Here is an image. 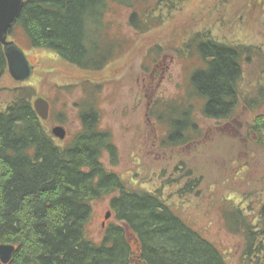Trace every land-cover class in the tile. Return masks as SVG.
<instances>
[{"label":"trees","instance_id":"16d2710c","mask_svg":"<svg viewBox=\"0 0 264 264\" xmlns=\"http://www.w3.org/2000/svg\"><path fill=\"white\" fill-rule=\"evenodd\" d=\"M150 1L25 0L18 26L32 48L48 49L74 68L97 71L115 58L120 47V41L109 34L111 3L131 9L130 22L143 35L153 22L138 27L137 16L153 17L150 8H144ZM156 1L157 10L163 6L169 11L183 2ZM200 40L198 54L207 68L195 71L190 85L195 87L194 95L204 100L205 118L228 122L235 120L240 108L264 106L263 84L257 85L254 96L243 94L241 87L242 63L251 62L249 48L230 47L209 34ZM7 72L0 43V77ZM97 88L89 91L92 104L83 105L80 132L67 143L56 139L36 114L31 100L37 93L32 87L18 86L0 107V242L16 246L9 264H227L220 249L189 227L167 200L126 187L118 174L104 166L106 152L113 163L118 154L111 133L99 128L100 114L93 105ZM187 102L183 99L180 105ZM164 108L160 115L171 126L167 136L171 145L181 146L199 136L201 131L186 107ZM248 126L249 138L252 133L263 135L264 116ZM196 179L189 177L188 190L181 194H191L198 186ZM108 195L117 223L109 224L95 242L85 232L91 204ZM223 215L227 226H236L245 236L241 264H263L264 240L258 227L250 224V215L239 206L229 207Z\"/></svg>","mask_w":264,"mask_h":264},{"label":"rangeland","instance_id":"374dc122","mask_svg":"<svg viewBox=\"0 0 264 264\" xmlns=\"http://www.w3.org/2000/svg\"><path fill=\"white\" fill-rule=\"evenodd\" d=\"M263 1L183 0L169 11L163 6L157 10V1L151 0L144 8L153 14L146 19L153 22V29L143 35L130 22L133 11L111 3L109 34L120 41V47L115 58L91 72L66 64L48 49L32 48L24 30L15 26L9 41L25 51L35 77L22 86L8 72L0 77V107H5L18 86L32 87L37 93L32 103L38 96L50 102V118L42 120L47 130L63 126L68 137L60 142L67 143L80 132L83 105L92 104L89 91L98 87L93 105L100 114L99 128L111 133L118 154L113 163L106 152L104 166L118 174L126 187L159 194L189 227L220 249L227 264H241L245 236L236 226L226 225L223 212L243 208L264 240V133L247 136L248 124L264 116V106L240 108L235 120L228 122L205 118L204 100L194 95L190 84L193 73L207 66L188 43L209 34L230 47L249 48L251 62L242 63L240 82L243 94L254 96L257 85H264ZM199 33L200 38H195ZM183 99L186 105H180ZM171 104L186 107L201 131L181 146L167 141L171 126L160 115ZM189 177L199 179L198 186L183 195ZM110 199L108 195L92 203L85 232L96 242L109 224L117 223Z\"/></svg>","mask_w":264,"mask_h":264},{"label":"water","instance_id":"95a60500","mask_svg":"<svg viewBox=\"0 0 264 264\" xmlns=\"http://www.w3.org/2000/svg\"><path fill=\"white\" fill-rule=\"evenodd\" d=\"M23 0H0V43L3 44L6 59L8 60V71L13 79L18 82H25L33 74V68L22 49L14 42L9 41V33L16 24L23 9ZM36 114L43 121H48L50 117V102L43 97H38L34 102ZM52 134L59 140H65L67 132L63 126L52 129ZM110 217L108 213L106 219ZM16 251L14 244L0 242V260L3 264H9Z\"/></svg>","mask_w":264,"mask_h":264},{"label":"bare ground","instance_id":"6f19581e","mask_svg":"<svg viewBox=\"0 0 264 264\" xmlns=\"http://www.w3.org/2000/svg\"><path fill=\"white\" fill-rule=\"evenodd\" d=\"M241 1V0H240ZM243 2H244V0H242ZM264 2V1H263ZM24 3H25V0H23V5H24ZM109 11L111 10V8L110 9H108ZM108 11V12H109ZM20 18V17H19ZM146 17H144V16H141V15H138L137 16V22H138V27H141V28H144V26L146 25V23L148 22V21H146ZM19 20V19H18ZM15 26H17V27H20V26H18V21L16 22V24L13 26V28L15 27ZM22 30H23V28L22 27H20ZM151 29H153V26H152V28ZM25 33V32H24ZM10 34V33H9ZM200 34L201 33H199V34H196V36H195V34H194V37L195 38H198L199 36H200ZM200 40V39H199ZM199 40H196V41H193L192 43H188V46H191V47H194V48H196L195 50H196V52L197 53H199L200 54V52H199V47H200V45H202L203 43H201V42H199ZM201 41V40H200ZM10 42H12V41H10ZM14 42V41H13ZM16 45H17V43L16 42H14ZM2 46H3V44H1ZM18 47H19V45H17ZM187 46V47H188ZM20 48V47H19ZM21 49V48H20ZM3 50H4V46H3ZM23 50V49H22ZM4 52H5V50H4ZM23 52L25 53V51L23 50ZM25 55H26V53H25ZM5 57H6V54H5ZM26 57H27V55H26ZM7 60V59H6ZM27 60H29V59H27ZM208 60H210V59H208ZM29 62H30V60H29ZM30 66L33 68V74H32V76H31V78L30 79H28V80H26L25 82H18L17 80H15V79H13V77L11 76V74H10V71H8V60H7V71H8V73H9V75L11 76V78H12V80L14 81V82H16V83H18V84H21V85H19V86H22V85H26V83L27 82H30V80L32 79V78H34L35 77V69H34V66L31 64V62H30ZM1 82V81H0ZM38 97H41V96H38ZM37 97V98H38ZM41 119V118H40ZM42 120V119H41ZM52 133V132H51ZM91 209H92V204H91ZM108 227H109V225H108ZM104 232V231H103ZM105 233V232H104ZM104 236V235H103ZM86 237H88V235L86 234ZM89 238V237H88ZM90 240H92V238H89ZM94 241V240H93ZM96 242V241H95Z\"/></svg>","mask_w":264,"mask_h":264},{"label":"flooded vegetation","instance_id":"af4514ba","mask_svg":"<svg viewBox=\"0 0 264 264\" xmlns=\"http://www.w3.org/2000/svg\"><path fill=\"white\" fill-rule=\"evenodd\" d=\"M224 43V42H223ZM203 63V62H202ZM206 65V64H205ZM207 66V65H206Z\"/></svg>","mask_w":264,"mask_h":264}]
</instances>
